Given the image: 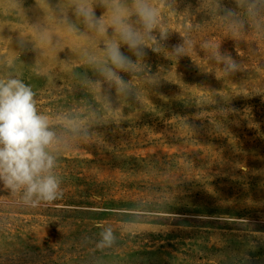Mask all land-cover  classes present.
Instances as JSON below:
<instances>
[{
  "label": "rangeland",
  "instance_id": "1",
  "mask_svg": "<svg viewBox=\"0 0 264 264\" xmlns=\"http://www.w3.org/2000/svg\"><path fill=\"white\" fill-rule=\"evenodd\" d=\"M76 3L0 0V77L37 93L61 137L63 192L32 207L0 183V264H264V13L257 21L237 0H152L168 39L158 51L146 40L137 58L110 6L87 0L107 28L99 33ZM121 3L143 31L132 0ZM227 9L245 30L234 34ZM185 39L192 46L175 55ZM112 42L137 65L117 70L130 95L100 73ZM214 47L241 70L226 75ZM70 116L87 140L69 130ZM98 225L113 229L111 246H99Z\"/></svg>",
  "mask_w": 264,
  "mask_h": 264
},
{
  "label": "clouds",
  "instance_id": "2",
  "mask_svg": "<svg viewBox=\"0 0 264 264\" xmlns=\"http://www.w3.org/2000/svg\"><path fill=\"white\" fill-rule=\"evenodd\" d=\"M237 3L249 17L257 21L264 13V0H237ZM102 4L111 7L112 28L118 33L120 42L126 44L137 58L147 55L146 40H151L154 44L153 51H158L160 42L168 39V30L161 23L160 11L152 0H132V9L139 18L143 31L137 30L128 22V15L131 13L121 0H102ZM75 14L83 19L89 29L99 33L107 31L102 17L96 15L87 0H77ZM225 14L231 17L234 34L246 29L247 24L235 11L227 9ZM64 21L70 29L73 28L68 17H64ZM157 29L158 37L153 35ZM191 46L192 41L185 39L183 44L174 46L173 53L177 56L184 55ZM204 47L210 46L205 44ZM105 54L107 62L100 69L101 75L115 86L118 93L130 95L131 89L127 81L122 79L117 70L135 72L137 65L121 51L119 42L105 45ZM212 55L222 65L226 75L241 70L240 65L229 54H221L218 47L213 48ZM86 59L89 63H97L91 54H87ZM36 95L22 78L12 75L0 77V183L11 193H21L23 202L32 207L41 202L51 203L63 195L61 178L55 173L61 137L54 130L49 115L38 108ZM89 119L93 123L101 122L94 110L89 111ZM68 121L72 133L80 139H88L89 129L79 124V116H70ZM243 222L249 223L247 219ZM98 227L102 228L99 246H111L115 241L113 229L103 225Z\"/></svg>",
  "mask_w": 264,
  "mask_h": 264
}]
</instances>
